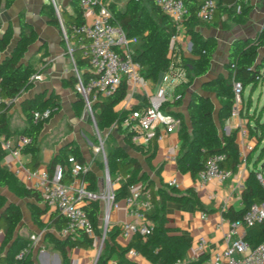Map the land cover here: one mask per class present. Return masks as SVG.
<instances>
[{"label":"trees","instance_id":"obj_1","mask_svg":"<svg viewBox=\"0 0 264 264\" xmlns=\"http://www.w3.org/2000/svg\"><path fill=\"white\" fill-rule=\"evenodd\" d=\"M14 1L16 0H0V9L2 5L8 8ZM200 1H184L186 14L183 27L184 34L190 43V56L182 58L188 81L177 85L175 87V91L177 92L183 87H187L192 78L203 77L208 72L212 55L216 49V43L213 38L204 39L195 30V27L201 22L195 18V11ZM69 3L72 13H68L62 9L60 13L61 22H59L50 4L43 6L41 15L48 19L50 25L57 28L63 27L69 42L74 40L76 47L83 46L85 52L82 59L77 62V66H80V64H87V40L71 36L70 26L82 22V12L79 8V0H69ZM237 3L238 0H216V11L217 9H219V12L224 11L236 22H243L246 4H242L240 11L236 13L235 7ZM108 8L126 36L138 38L137 45L134 47L132 53V59L139 64L142 77L144 80L153 83L157 82L160 75L170 66L169 46L171 37L175 33L173 23L166 15L159 11L153 0H147V5H142L137 0H129L123 10L118 9L115 3L112 2L108 4ZM17 33L16 42L12 46H9L12 37L11 25L8 24L0 32V106H5L6 100L10 104L23 91L28 90L32 86V81L29 78L32 75L38 74L33 65L23 61L28 47L36 41L37 36L32 26L24 20L21 13L18 16ZM262 46H264V25L254 38L236 40L230 45L225 65L226 77L218 75L214 79L202 84L201 89L204 92L212 93L218 104L216 119L213 117L214 104L211 99L196 92L190 93L186 108L189 127L183 123L180 115H175L181 120L178 130L181 145L179 155L176 158V167L180 173H186L192 178H196L203 170L207 157L215 154L224 155L223 161L220 162V168L230 173H233L241 162L245 163L246 167L251 165V169L245 175L240 195L242 207L238 210L230 208L223 213V217L229 222L242 220L244 212L251 204L264 203V148L259 150L258 155H254L264 140V115L261 120L260 116L255 119V128L250 131V136L257 141V145L242 159L236 142V131L229 132L228 134H225L223 131L224 124L229 119L233 106V82L240 83L242 88L241 94L245 88L254 90L260 83L257 77L260 76V70L263 68V65L258 66L256 59L258 49ZM83 76H87V73H83ZM74 82L75 80L70 82L72 88L74 87ZM126 92V86L122 82L112 95L107 97L97 95L91 103L93 122L98 132L109 131L113 125L120 122L124 113L122 111H115V107L124 99ZM177 96L173 101L175 105L180 103L182 94L179 92ZM57 99L56 96L51 95L46 99L42 96H34L31 99L23 100L21 109L25 114L27 125L22 129L11 130L5 118L0 115V136H3L5 139L13 138L17 135L35 137L49 119L33 124L32 112L43 110L48 106L57 108ZM71 108L75 117L82 115L84 102L78 95H76ZM133 109H136V107ZM163 112L174 115L167 111ZM116 131L118 132L119 128ZM104 147V159L110 179H114L117 174L126 178L124 182L115 187L113 191L114 201L118 202L127 195L129 184L140 183L144 191L150 193L152 203L153 198L149 183L142 173L141 166L137 160L129 157L124 152L110 132L104 138ZM27 149L31 153V160L27 165H30L31 170H33L40 166L41 162L35 157L37 148H26L23 151ZM64 150L69 151L70 154L62 156L59 153L44 164L50 174L56 166H60L62 169L61 181L63 183L69 179L67 164L69 156L74 157L80 163H85L78 148L66 146ZM135 150L148 159L154 153L155 146L153 144L151 149L147 151L141 148ZM3 156L4 153L0 149V187L7 188L20 199L30 200L28 209L31 221L40 231H44V242L50 244L52 249L58 252L60 264H70L68 257L69 249H87L92 247L93 238L87 236L82 231L78 232V235L73 239L70 237L59 238L48 231L49 229H53L56 233H59L65 225V220L55 210L48 213L46 221L42 219L48 212V209L44 205L43 207L39 205L42 202L41 196L38 192L24 187L1 164ZM100 163L102 165V162ZM258 174H260L261 180L257 178ZM84 180L88 190L92 192L97 191L95 177L90 171L86 173ZM168 198L178 200L177 196L173 195L168 196ZM83 210L93 228L94 237H100L101 229L98 225L99 201L89 200L83 206ZM147 217H149V214ZM21 220V210L12 203L6 204L4 197L0 195V230L3 232L5 242L9 243L6 254L0 258V262L8 264H33L30 252L32 241L20 236L11 239L14 228ZM244 230L243 239L250 248H254L264 241V221L251 227H245ZM129 240L130 243L126 250L133 249L154 264H173L177 259L185 258L187 249L191 245V240L188 237L172 234L169 229L162 225L153 226L151 234L146 237L134 235ZM22 250H28V253L21 259L16 260L15 256ZM109 255L110 253L105 251V248L102 249V253L96 264H104Z\"/></svg>","mask_w":264,"mask_h":264},{"label":"crops","instance_id":"obj_2","mask_svg":"<svg viewBox=\"0 0 264 264\" xmlns=\"http://www.w3.org/2000/svg\"><path fill=\"white\" fill-rule=\"evenodd\" d=\"M102 1L106 5L113 2L118 9L123 10L129 0ZM137 1L142 5H147V0ZM56 2L61 9L72 13L69 0H56ZM48 4V0H16L5 9L10 17L15 16L17 25L18 16L21 13L24 20L34 29L37 39L28 47L24 59L35 67L41 78L32 81V86L28 90L23 91L10 104L7 103L5 106H0V115L5 118L11 130L22 129L27 125L25 114L21 109L23 100L31 99L34 96H42L44 99L51 95L56 96L58 98L56 110L44 124L42 130L35 135L34 144L29 148H37L35 157L41 162L40 166L42 167H45L44 164L59 153L62 156L69 155V151L64 150L66 146L78 148L81 157L89 166V171L95 177L96 190L98 191L102 187V177L99 175V170L95 163L87 159L86 154L89 148H86L84 144L78 141L76 132L81 126H79L78 117L74 116L71 108L76 98L74 89L70 86V82L75 80L74 69L76 68L82 74L87 73V64L77 66V62L82 59L85 50L82 45L76 47L74 40L66 42L63 39V27L57 28L50 25L48 19L41 15L43 6ZM245 6L246 12L243 22H236L224 11L219 12V9H217L212 22H200L195 27V30L204 39L213 38L215 40L216 49L212 55L208 72L203 77L195 78L193 81L194 86L188 85L178 90V92L175 91V87L164 86L166 99V93H168L171 95L172 100L169 101L167 99L162 110L172 113L174 116L180 115L187 127H189V120L186 108L190 93L196 92L197 94L208 96L214 104L216 102L214 95L204 92L201 89L202 84L218 75L226 77L225 65L230 45L236 40L254 38L264 25V0H247ZM179 40L181 45L178 44L176 47L177 51H179L177 61H181L182 65H184L182 58L190 56L189 52L185 51L182 46L183 43L188 42L184 32L180 34ZM86 43L88 44V42ZM178 62L175 64H179ZM256 62L258 66L262 64L263 68L261 69H264V46L258 49ZM186 73L181 83L187 82ZM158 87V80L155 83L146 80V92L136 90L132 94L126 93L124 99L115 107V111H122L125 115L130 108H143L147 103L145 93H155ZM182 90L183 92L181 93ZM246 90L247 88L241 94L239 116L226 120L223 128L225 134L236 131V142L241 159L256 147L257 141L250 136V131L255 128V119L260 116L261 120L264 115V106L258 109L252 105V96L255 89L250 90L249 88L245 97ZM179 92L182 94L181 101L178 105H175L173 101ZM217 107L218 104L216 102L214 104L215 113L213 112L214 119H216ZM67 126L72 127V130L69 131L70 128L68 129ZM242 130L245 131V135L241 134ZM112 133H115L113 137L124 152L129 157L137 160L141 166L142 173L147 178L153 198L152 210L149 212L148 217L150 223L154 227L162 225L169 229L172 234L188 237L191 240V245L187 249L185 258L192 259L193 264H204L203 262L211 254L224 249L228 242L226 234L230 229V224L223 217V213L230 208L238 210L242 207L240 195L245 175L251 169V165L246 167L245 163L241 162L225 182L218 183L213 181L206 184L202 189H197L198 178H192L189 174L180 173L176 167V158L179 155L181 145L178 131L166 134L159 140L152 141L147 147L134 144L131 141V136L123 130L119 129L118 132L113 131ZM14 138L11 139L13 140ZM82 138L84 137L82 136ZM153 144L155 150L148 159L135 150L141 148L147 151L151 149ZM262 147H264V140L254 155H258ZM30 160L31 153L27 149L22 153V161L28 170H31L30 165H27ZM1 164L26 187L24 175L15 176L13 174L12 170L16 164L9 155L2 157ZM102 166L106 170L104 161ZM171 180H175L174 186L168 185ZM0 195L4 197L6 204L12 203L21 210L22 220L25 217V219L31 220L28 209L29 199H20L5 187H0ZM170 195L177 196L178 200L169 199L168 196ZM39 205L43 207L42 202ZM101 208L102 204H99L98 225L102 230L103 213ZM26 211L27 214H25ZM48 213L42 217L44 221L47 220ZM128 220L130 218L127 215L124 202L120 200L118 201V207L110 212L108 229L103 240V244L104 242L105 244H102L99 252L101 254L102 249L105 248V251L110 253L104 264H154L133 249L126 250L130 240L123 238L119 234L118 225ZM48 231L58 237V233L53 229ZM244 231L243 228L238 229L241 235H244ZM42 232L44 233V231ZM20 237L29 239L26 233L21 234ZM199 238L206 239L205 250L201 253L196 251V243ZM42 241L44 242V237ZM44 243L49 247L47 249L42 248L35 256H31L33 264H60L58 252L53 250L50 244ZM8 246L9 243L4 244L2 235L0 237V258L5 256ZM98 246V240L94 239L90 248L69 249L70 264H94L98 255ZM132 252H135V254ZM35 258L38 259L37 263L34 261Z\"/></svg>","mask_w":264,"mask_h":264},{"label":"built area","instance_id":"obj_3","mask_svg":"<svg viewBox=\"0 0 264 264\" xmlns=\"http://www.w3.org/2000/svg\"><path fill=\"white\" fill-rule=\"evenodd\" d=\"M185 0H153L159 11L166 15L175 27L169 46L170 66L160 75L159 87L155 93H145L147 103L141 109H129L120 122L113 125L109 132L117 128L131 136V141L142 147H147L153 140H159L162 136L179 130L181 120L179 117L163 112V105L167 102L164 86L176 87L185 77L184 65L175 64L179 57L176 47L180 34L184 32L183 22L185 20ZM56 17L60 20L61 7L56 0H48ZM247 0H238L235 11H240L241 5ZM79 8L82 12L83 21L80 24L70 26L71 36L87 40V76H83L76 68L74 69V92L84 102V110L87 109L93 122L91 103L97 95L107 97L112 95L123 82L126 86V93H133L136 90L146 92V80L141 75V68L132 59L133 46L138 42L137 37H127L120 25L114 20L108 5L102 0H79ZM216 12V0H201L195 18L203 23L213 21ZM63 39L67 42L68 37L64 31ZM185 51H190V43L182 44ZM40 74L32 75L29 80H39ZM261 82L262 76L257 77ZM241 85L233 82V106L229 119L239 116L241 98ZM176 96L175 98H177ZM9 103L8 100L5 101ZM56 110L51 106L43 110L32 112V122L36 124L42 120H48ZM228 119V120H229ZM94 124V122H93ZM95 126V125H94ZM96 128V127H95ZM242 135L245 131L242 130ZM35 137L29 135H17L13 140L0 136V149L4 155H9L15 162L12 172L15 176L24 175L26 187L39 193L42 204L48 210L57 211L65 220V225L58 233L59 238H74L82 231L93 240H98V254L101 251L103 240L108 229V220L112 209L118 207V202L113 199L115 187L126 180L125 177L117 174L110 179L108 171L105 170V179H102L101 191L92 192L87 189L84 176L89 171L87 163H80L74 157L67 158L68 181L63 183L62 169L56 166L50 174L46 167L38 166L33 170L25 168L22 161L23 150L32 147ZM100 147L103 151L101 140ZM104 158V152H103ZM224 155L215 154L208 156L203 170L198 174L197 189H202L210 182H225L231 175L229 171L220 168V162ZM105 161V159H104ZM257 178L261 180L260 174ZM264 183V181H263ZM175 185V180L168 183ZM89 200H98L102 204L103 226L100 237H94L93 228L86 218L83 206ZM130 220L118 225L119 234L125 239H131L138 235L146 237L151 234L153 225L148 219L152 208L151 196L144 191L140 183L129 184L127 195L122 199ZM264 221V203H253L244 212L242 220L229 222L230 229L226 234L227 245L221 251L209 256L204 264H264V241L254 248H250L238 232L239 228L251 227ZM3 235L0 230V237ZM31 239H33L31 237ZM206 239L199 238L196 243V251L201 253L205 250ZM28 250L20 251L15 259H21ZM135 254V252H132ZM0 264H8L0 262ZM173 264H193L192 259H177Z\"/></svg>","mask_w":264,"mask_h":264},{"label":"rangeland","instance_id":"obj_4","mask_svg":"<svg viewBox=\"0 0 264 264\" xmlns=\"http://www.w3.org/2000/svg\"><path fill=\"white\" fill-rule=\"evenodd\" d=\"M5 9L6 8L4 6H2L1 10H0V32L8 24L11 25L12 37H11V41H10L9 46H12L17 40L18 25H17V22L15 21L16 20L15 16L13 15L12 17H10L9 14L6 13ZM135 46H133V48ZM23 61L26 62L27 60L23 59ZM178 63L180 66L182 65L181 61H179ZM186 75H187V73H186ZM188 75H190V74L188 73ZM260 75L262 76V82L259 83L258 87L253 91V96H252V105L255 108L257 107L258 109H260L261 107L264 106V70L263 69L260 70ZM194 80H195V78H192L189 81L190 82L189 85L194 86V82H193ZM248 91H249V88H247V90L245 92V97L247 96ZM166 94H167V99L169 101H171L172 100L171 95H169L168 93H166ZM174 96H175V94H174ZM214 104H216V102ZM77 120H78L79 126H81V128H79L76 132L78 134V141L81 144H84L86 148H89L88 153L86 154L87 159L88 160L90 159V160H92V163H95V166L99 170V175H101L102 179H105V170L100 163V162L104 161V158H103V152H104V148H105L104 144H103V151L101 149H99V151H97V148L100 147L99 140L104 142V138L109 131H104L102 133L98 132L96 130L91 118H90V115H89V112L87 109L83 110L82 115L80 117H78ZM67 128L68 129L70 128L69 131L72 130V127L67 126ZM110 133H111V135L115 136V133H112V132H110ZM82 136L85 139L82 138ZM262 148H264V147H262ZM263 157H264V155H263ZM101 190L102 189L99 188L98 192ZM50 211L51 210H48V212H50ZM25 214H27V211ZM25 218L14 228V230L11 234V239L19 237L23 233H26L28 235L29 240L32 241V246H31V251H30L31 256H35L37 253H39V251L42 248L47 249V247H49V246L42 241L43 237H44L43 236L44 233L42 231H39L38 228L34 224H32V221L30 219H25ZM31 237L33 239H31ZM3 240H4V244H7L5 242L4 235H3ZM34 261H35V263H37L38 259L35 258Z\"/></svg>","mask_w":264,"mask_h":264},{"label":"water","instance_id":"obj_5","mask_svg":"<svg viewBox=\"0 0 264 264\" xmlns=\"http://www.w3.org/2000/svg\"><path fill=\"white\" fill-rule=\"evenodd\" d=\"M104 164H105V169H106V171H107V167H106V163H105V161H104ZM99 256H100V253L97 255V257H96V260H95L94 264H96V263H97V260H98Z\"/></svg>","mask_w":264,"mask_h":264}]
</instances>
